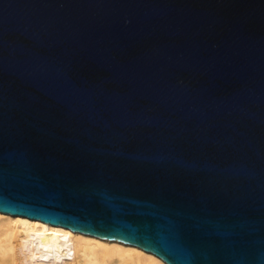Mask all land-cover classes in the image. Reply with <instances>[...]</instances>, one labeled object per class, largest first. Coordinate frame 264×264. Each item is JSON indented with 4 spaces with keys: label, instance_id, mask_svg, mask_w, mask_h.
<instances>
[{
    "label": "water",
    "instance_id": "95a60500",
    "mask_svg": "<svg viewBox=\"0 0 264 264\" xmlns=\"http://www.w3.org/2000/svg\"><path fill=\"white\" fill-rule=\"evenodd\" d=\"M0 213L264 264V0H0Z\"/></svg>",
    "mask_w": 264,
    "mask_h": 264
},
{
    "label": "bare ground",
    "instance_id": "6f19581e",
    "mask_svg": "<svg viewBox=\"0 0 264 264\" xmlns=\"http://www.w3.org/2000/svg\"><path fill=\"white\" fill-rule=\"evenodd\" d=\"M0 264H165L141 249L0 213Z\"/></svg>",
    "mask_w": 264,
    "mask_h": 264
}]
</instances>
